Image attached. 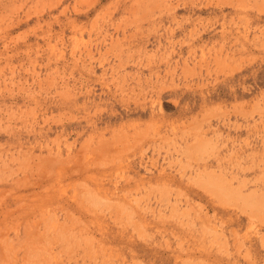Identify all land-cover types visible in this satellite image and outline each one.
<instances>
[{
  "label": "rangeland",
  "instance_id": "374dc122",
  "mask_svg": "<svg viewBox=\"0 0 264 264\" xmlns=\"http://www.w3.org/2000/svg\"><path fill=\"white\" fill-rule=\"evenodd\" d=\"M0 264H264V0H0Z\"/></svg>",
  "mask_w": 264,
  "mask_h": 264
}]
</instances>
